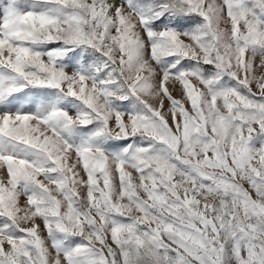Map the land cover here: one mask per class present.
Segmentation results:
<instances>
[{
  "label": "snow or ice",
  "instance_id": "1",
  "mask_svg": "<svg viewBox=\"0 0 264 264\" xmlns=\"http://www.w3.org/2000/svg\"><path fill=\"white\" fill-rule=\"evenodd\" d=\"M0 264H264V0H3Z\"/></svg>",
  "mask_w": 264,
  "mask_h": 264
},
{
  "label": "rangeland",
  "instance_id": "2",
  "mask_svg": "<svg viewBox=\"0 0 264 264\" xmlns=\"http://www.w3.org/2000/svg\"><path fill=\"white\" fill-rule=\"evenodd\" d=\"M3 3V0H0V4H2ZM253 87H255V86H253Z\"/></svg>",
  "mask_w": 264,
  "mask_h": 264
}]
</instances>
